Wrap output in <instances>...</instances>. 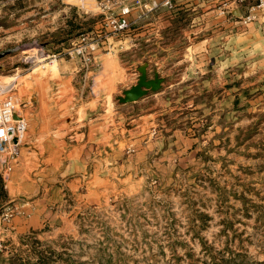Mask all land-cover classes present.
<instances>
[{"label": "rangeland", "instance_id": "obj_1", "mask_svg": "<svg viewBox=\"0 0 264 264\" xmlns=\"http://www.w3.org/2000/svg\"><path fill=\"white\" fill-rule=\"evenodd\" d=\"M67 1L75 8L69 24L76 31L72 41L82 33L100 42L121 35L102 27V0ZM28 3L0 0V103L7 96L27 103L28 111L23 109L29 127L38 104L56 111L64 122L74 116L81 120L88 105L87 117L94 121L92 141L104 132L109 141L119 138L122 143L146 130L156 136L163 123L169 128L191 127L185 124L186 113L179 112L183 110L170 112L172 105L182 103L177 92L121 107L118 96L123 88L137 83L140 73L123 70L125 84L120 91L111 74L112 61L106 69L94 68L84 80L75 78L73 85L67 80L59 88L54 86L52 80L60 76L58 70L51 71L57 62L51 63L48 54L64 53L70 47L66 42L57 47L66 41L67 31L46 30L43 35L22 31L20 18ZM41 38L55 41L44 45L43 54L40 41H34ZM252 55L242 66H235V82L240 81L235 89L241 93L235 95V111L225 114L213 133L210 129L211 135L206 134L210 139L203 141L195 159H131V168L107 177L106 182L94 181L97 187L105 185V192L68 190L67 177L43 176L41 159L20 164L29 146L27 131L13 170L4 175L0 167L5 191L13 193L12 200L0 194L1 215L5 208L16 211L19 206L8 223L16 215L28 216L24 205L40 195L50 193L53 200L39 229L0 235L2 257L26 264H264V52L256 50ZM126 60L129 68L131 57ZM242 68L245 78L238 76ZM127 72L135 73L132 80ZM12 82L11 87L7 85ZM232 99V93L220 96L218 103L232 110ZM140 114L144 117L139 118Z\"/></svg>", "mask_w": 264, "mask_h": 264}, {"label": "crops", "instance_id": "obj_2", "mask_svg": "<svg viewBox=\"0 0 264 264\" xmlns=\"http://www.w3.org/2000/svg\"><path fill=\"white\" fill-rule=\"evenodd\" d=\"M28 1L31 3L25 5V15L20 18V29L25 33L33 30L37 35H43L46 30L54 32L66 29V41L63 40L57 47L65 42L71 47L73 42L71 37L74 38L76 34L75 30L69 28V24L74 21L75 13L72 3L67 0ZM224 1L226 0H175L173 9L162 7L145 18H138L139 11L133 10L129 15L132 22L130 28L119 37H108L104 41H99L97 48L84 57L61 53L56 60L57 63L51 68L54 74L58 70L60 80H52V83L59 88L63 85L62 82L71 80L73 85L75 78L84 80L85 76L94 73L92 71L94 68L106 69L113 62L114 70L111 74L120 90L125 84L123 70H138L142 64L149 62V76L154 77V72L158 71L160 76L165 78L162 88L137 101L120 103L121 107H133L157 96L177 92L182 97V103L172 105L170 112L183 110L179 112L186 113L185 124L189 122L191 127L169 128L168 124L163 123L156 136L150 134V130H146L135 135L131 141L122 143L119 138L109 141L104 132L98 140L92 141L90 124L94 121L87 117L88 105H84L81 120L74 116L64 122L59 119L56 111L53 113L50 107L45 108L38 104L28 129L29 146L22 155L20 164L28 165L29 162L41 159L39 166L45 178L49 177V174L54 177H67L68 190L73 192L86 190V194H90L92 191L105 192L106 186L97 187L94 181L106 182L109 179L107 177L131 168V159L137 162L150 161L154 158L175 161L188 157L195 159L203 141L210 139L209 132L220 127L218 122L222 125L225 114L235 111V95L241 94L235 89L236 82L240 83L235 82V66H242L256 50L264 52L262 34L264 8L259 10L254 21L244 25L240 16L247 13L255 0H247L238 4L231 12L220 14L219 8ZM79 15L85 20L83 13ZM52 40L41 38L34 41L39 43V49L43 54L42 49L45 46L55 44ZM129 56L131 60L128 68L126 66L129 61H124V58L127 59ZM244 70V68L239 70L242 73L238 75L240 78L247 76ZM128 75L132 76L130 77L132 80L135 73ZM43 79L44 77L42 81ZM42 83L46 85V82H41L43 91L47 87H42ZM134 84L136 83L123 88L121 93ZM231 93L232 110L225 108L227 104L218 103V97L229 96ZM223 99L225 98H221ZM82 102L88 104L83 99ZM27 106L28 104L24 103L26 111ZM102 116L99 115L97 118L101 120ZM138 117L144 116L140 114ZM100 122L105 124L104 121ZM201 128H205V132H202L204 130L201 131ZM137 131L135 132L138 134ZM121 143L124 147H121ZM130 146L132 149L129 151L127 148ZM17 159L11 162V170ZM7 194L12 200L13 193L9 190ZM52 198L50 193H44L27 202L24 210L28 216L16 215L8 223L3 220L0 212V235L3 237L19 235L39 229L46 220L45 216Z\"/></svg>", "mask_w": 264, "mask_h": 264}, {"label": "built area", "instance_id": "obj_3", "mask_svg": "<svg viewBox=\"0 0 264 264\" xmlns=\"http://www.w3.org/2000/svg\"><path fill=\"white\" fill-rule=\"evenodd\" d=\"M247 0H226L222 3L220 14L231 12L238 4ZM101 12L104 15L102 27L111 30L114 35H119L128 30L132 24L129 15L133 10H138V18H145L157 9L166 7L173 9L175 0H102ZM264 8V0H255L246 14L240 16L241 23L249 24L258 17L259 10ZM99 43V38H92L88 33H82L77 41L71 43L65 52L69 55L86 56L94 51ZM64 53V54H66ZM62 54H48L53 63ZM12 83L7 84L11 87ZM24 103L17 102L13 96H7L0 103V167L4 168V175L11 171V162L17 159L21 153V147L25 143L29 123L23 109ZM19 206L15 207L17 211ZM7 207L2 212L4 221H10L16 212ZM3 244L0 242V250Z\"/></svg>", "mask_w": 264, "mask_h": 264}, {"label": "water", "instance_id": "obj_4", "mask_svg": "<svg viewBox=\"0 0 264 264\" xmlns=\"http://www.w3.org/2000/svg\"><path fill=\"white\" fill-rule=\"evenodd\" d=\"M148 68L149 62H145L139 67L140 74L137 83L124 90L123 95L118 96L120 103L137 101L148 96L150 92H157L162 88L165 78L160 76L158 71L154 72V77H150Z\"/></svg>", "mask_w": 264, "mask_h": 264}, {"label": "trees", "instance_id": "obj_5", "mask_svg": "<svg viewBox=\"0 0 264 264\" xmlns=\"http://www.w3.org/2000/svg\"><path fill=\"white\" fill-rule=\"evenodd\" d=\"M0 194H4V195L7 194L4 188V181L2 180L1 175H0ZM1 262H4V263L8 262V264H26L24 261H21L20 259H16L13 257L7 259L6 261L5 258L2 257V254H0V263Z\"/></svg>", "mask_w": 264, "mask_h": 264}]
</instances>
